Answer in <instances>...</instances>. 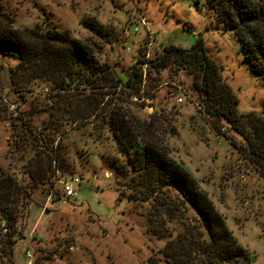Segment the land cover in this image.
I'll return each mask as SVG.
<instances>
[{"label": "rangeland", "instance_id": "obj_1", "mask_svg": "<svg viewBox=\"0 0 264 264\" xmlns=\"http://www.w3.org/2000/svg\"><path fill=\"white\" fill-rule=\"evenodd\" d=\"M215 1L0 0V4L17 29L52 28L94 42L95 59L111 68L122 83L131 68L139 66L138 60L156 59L165 47L189 50L198 39L219 67L220 81L236 98L237 114H259L264 111V84L250 72L235 28L220 18ZM248 2L264 13V0ZM89 25L99 29L102 37L93 35ZM15 64L16 60L0 55V99L8 106L6 117L0 120V173L14 174L20 193L27 192L29 184L35 188L16 221L22 238L9 255L6 251L0 257V264H144L166 240L183 227H192L195 213L180 197L167 187L149 193L143 186L147 180L133 168L132 153L118 151L107 120L116 102L140 123L153 116L151 128L161 150L188 171L223 217L235 244L247 255V264H264V166H255L246 158L252 129L246 117L240 118L242 136L223 119L212 118L193 74L172 59L157 72H147L141 64V97L127 96V89L114 90L109 83L94 90L79 85L69 91L76 98L93 93L103 102L92 117L63 127L59 141L55 138L48 143L38 133L43 138L48 133L45 123L54 102L35 94L51 85L44 79H32L22 85L20 94L25 99L21 100L8 78L7 69ZM13 103L28 116L34 136L22 154L12 153L7 140L6 118L18 116ZM143 131L138 130L142 139L146 137ZM57 142L61 144L60 163L51 162L45 182L32 183L28 174L21 173L35 153L31 144L39 151L47 146L53 151ZM71 176L80 182L74 185L75 197L66 200L61 182ZM55 181L59 200L52 202L45 189Z\"/></svg>", "mask_w": 264, "mask_h": 264}, {"label": "trees", "instance_id": "obj_2", "mask_svg": "<svg viewBox=\"0 0 264 264\" xmlns=\"http://www.w3.org/2000/svg\"><path fill=\"white\" fill-rule=\"evenodd\" d=\"M214 3L220 18L234 26L250 72L264 84V13L250 5L248 0H218ZM87 29L96 37H102L100 30L93 25ZM94 48L96 44L90 43L89 39L81 41L52 28L36 26L17 29L11 14L0 4V55L16 60L15 66L7 69L13 92L20 94L22 85L32 79H44L51 85L49 89L41 88L35 94L54 102V110L49 111L45 123L48 133L45 138L41 132L38 133L43 141L46 138L48 143L55 138L59 141L64 133L63 127H73L77 121L89 119L94 109L103 102V98L93 93L80 100L76 94L69 92L71 89L76 90L82 85L94 90L109 83V87L114 90L127 89V96L141 97L143 76L140 65L145 63L147 72H157L172 59L187 73L193 74L196 89L212 118L223 119L241 136L243 125L240 118H247L253 140L246 141V158L255 166H264V111L244 116L237 114V100L220 81L219 67L206 55L200 40L196 39L189 50L165 47L156 59L138 60L139 66L131 68L125 83L111 68L95 59ZM18 97L25 99L24 94ZM13 104L18 116L6 118L9 120L10 132L7 140L12 153L22 154L33 136L31 122L25 112L20 111L16 103ZM7 107L0 99V120L6 117ZM152 119L140 123L117 102L107 112L108 126L112 128L111 135L118 144V151L122 154L132 153L133 168L147 180L143 182L145 189L149 193L164 187L172 189L182 203L195 213L196 220L192 227H183L173 238L166 240L163 247L152 253L144 264H247V255L235 244L223 217L198 189L188 171L161 150L153 135ZM143 124L146 127L144 129L141 128ZM140 129L144 130V139L138 133ZM33 146L31 150L35 153L22 166L21 173L28 174L32 183H42L47 180L51 162L60 163L61 144L58 143L53 151L48 146L43 151ZM46 187V192L52 196L51 201H58L56 181L49 182ZM26 188L27 192L20 193L22 190L16 176L0 173V257L6 251L9 255L18 239L22 238L21 233L18 239L14 237L16 221L24 213L23 209L26 210L28 197L35 187L29 184ZM3 228L5 233H1Z\"/></svg>", "mask_w": 264, "mask_h": 264}, {"label": "built area", "instance_id": "obj_3", "mask_svg": "<svg viewBox=\"0 0 264 264\" xmlns=\"http://www.w3.org/2000/svg\"><path fill=\"white\" fill-rule=\"evenodd\" d=\"M134 31H136V28L134 29ZM142 65L146 66L145 63ZM79 182L80 180L75 176H71L67 181L61 182L62 197L66 200H70L74 198L76 195V190L74 188V185L79 184ZM5 231L6 230L4 228L1 229V233H5ZM20 233H21V226L16 225L15 234H14L15 239H18L20 237ZM25 255L28 258V260H30L32 257L28 249L25 250Z\"/></svg>", "mask_w": 264, "mask_h": 264}, {"label": "crops", "instance_id": "obj_4", "mask_svg": "<svg viewBox=\"0 0 264 264\" xmlns=\"http://www.w3.org/2000/svg\"><path fill=\"white\" fill-rule=\"evenodd\" d=\"M23 227V226H22Z\"/></svg>", "mask_w": 264, "mask_h": 264}]
</instances>
